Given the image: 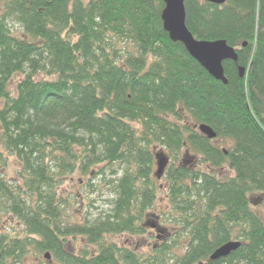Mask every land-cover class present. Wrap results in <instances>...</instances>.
I'll list each match as a JSON object with an SVG mask.
<instances>
[{
	"label": "trees",
	"instance_id": "obj_1",
	"mask_svg": "<svg viewBox=\"0 0 264 264\" xmlns=\"http://www.w3.org/2000/svg\"><path fill=\"white\" fill-rule=\"evenodd\" d=\"M184 6L196 39L234 48L226 83L169 39L162 0H0V217L26 234L0 231V264H26L31 251L49 252L50 264H264V0ZM159 152L169 158L161 177L174 232L146 254L107 242L146 232ZM9 156L15 181L2 173ZM75 172L105 181L111 200L63 226L57 188ZM69 237L85 247L73 253ZM235 240L239 248L209 260Z\"/></svg>",
	"mask_w": 264,
	"mask_h": 264
},
{
	"label": "rangeland",
	"instance_id": "obj_2",
	"mask_svg": "<svg viewBox=\"0 0 264 264\" xmlns=\"http://www.w3.org/2000/svg\"><path fill=\"white\" fill-rule=\"evenodd\" d=\"M11 32L16 36H21L23 33L21 29L16 25H9ZM42 76H39L41 78ZM20 76L15 75L10 84V90H14L16 81ZM214 143L221 149H227L229 147V142H222L220 140L214 141ZM182 156L185 155L182 151ZM189 159V158H186ZM169 162V158H168ZM191 160L186 161L184 164L186 167L191 168ZM168 167V165H167ZM157 166H154V171ZM19 169V164L13 156L7 158V167L3 169L2 173L5 179L15 181L17 171ZM167 169V168H166ZM121 169L118 168V173L120 174ZM223 173L228 174L226 170ZM85 176L79 175L77 172L72 175H68L60 187L57 188L58 194L62 198L66 199V203L63 205L61 210V222L62 225H69L72 223H81L84 220V216L91 218L89 214L98 213L99 210H106L108 202L111 200V192L105 181H100L99 179L87 180ZM155 186L157 187V199L154 205V209L149 213L147 221L150 222L148 227H146V232L142 235H114L105 236L107 242H114L118 246H126L134 249L136 252L141 254L149 253L154 247L158 246L161 242L162 237L168 230L172 233L174 232V227L172 223L165 219L166 212L170 210L168 205V200L165 195L166 182L164 177L156 180ZM93 191V192H92ZM92 200V201H91ZM252 204L253 209L262 212V207L259 205V201H254ZM94 216V215H93ZM151 226V227H150ZM154 226V227H153ZM0 231L6 233L9 237H23L25 236L24 226L17 221L16 218L9 214H2L0 217ZM184 240H182L181 246L176 248V253L181 252V248ZM67 248L73 253H79L84 247V242L80 237L72 238L69 237L67 243H65ZM26 264H50L43 258V255H35L31 251L25 258ZM172 260H167L170 264Z\"/></svg>",
	"mask_w": 264,
	"mask_h": 264
},
{
	"label": "water",
	"instance_id": "obj_3",
	"mask_svg": "<svg viewBox=\"0 0 264 264\" xmlns=\"http://www.w3.org/2000/svg\"><path fill=\"white\" fill-rule=\"evenodd\" d=\"M164 8L161 11V21L164 31L168 34L169 39L172 42L181 43L187 53L196 60L207 73L216 80L226 83L227 80L224 76L223 61L225 60H237V54L231 46H229L225 40H200L196 39L191 32L187 29L185 24V6L186 0H162ZM208 3L215 5H223L226 0H204ZM245 43L243 44V46ZM244 68L239 67V75L243 76ZM201 134L208 139H214L216 133L213 129L206 125L200 124L197 126ZM168 159L163 152L156 154V166L155 175L160 178L167 165ZM239 241H228L219 247H217L209 255L210 261H215L220 258L228 256L231 252L235 251L240 246ZM46 260H50L51 255L49 252L43 254ZM1 260V254H0Z\"/></svg>",
	"mask_w": 264,
	"mask_h": 264
}]
</instances>
